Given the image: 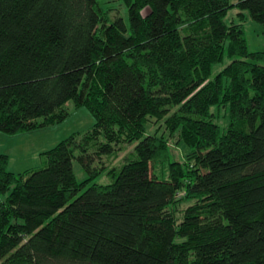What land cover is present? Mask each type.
Here are the masks:
<instances>
[{
	"label": "trees",
	"instance_id": "trees-1",
	"mask_svg": "<svg viewBox=\"0 0 264 264\" xmlns=\"http://www.w3.org/2000/svg\"><path fill=\"white\" fill-rule=\"evenodd\" d=\"M100 1L0 0V133L60 124L68 102L94 118L43 168L14 174L0 154V264H264V52L243 29L245 12L264 25V0H121L127 25ZM162 119L182 161L145 135Z\"/></svg>",
	"mask_w": 264,
	"mask_h": 264
},
{
	"label": "rangeland",
	"instance_id": "rangeland-1",
	"mask_svg": "<svg viewBox=\"0 0 264 264\" xmlns=\"http://www.w3.org/2000/svg\"><path fill=\"white\" fill-rule=\"evenodd\" d=\"M237 0H229L230 4H235ZM100 8L107 14L109 19L119 17L123 19L127 25L129 22L127 8L121 0H102L99 2ZM149 9L145 8L141 14H148ZM237 10H231L225 18V23L230 25L232 22H238L236 17ZM245 20L243 29L246 38L247 48L250 52H264V25L252 22L247 13H244ZM229 63V59L225 58L223 65H217L212 70L211 78L224 66ZM223 66V67H222ZM69 115L60 124L53 127L38 130L33 133L22 134L17 136H8L0 133V154H5L9 158L7 170L11 173L18 174L27 170H36L43 168L46 164L43 152L53 148L60 141L68 138L75 133H84L88 131L94 124V118L85 107L75 108L71 102L66 104ZM213 113L217 115L214 122L221 128L226 126V112L221 108ZM169 131L166 128L164 119L155 121L145 126V135L157 134L170 139L171 157L175 161H182L184 158V146L178 142V134L169 136ZM138 141L130 144H124L121 150L111 157H103L102 162L106 169L101 171L99 175L91 178L86 186L92 184L107 185L111 182L107 176V171L111 168L120 167L126 158L133 152ZM101 166L98 164L94 166ZM75 177L78 182H82L88 178V175L82 171L77 163L73 165ZM186 205L181 206L183 209Z\"/></svg>",
	"mask_w": 264,
	"mask_h": 264
}]
</instances>
